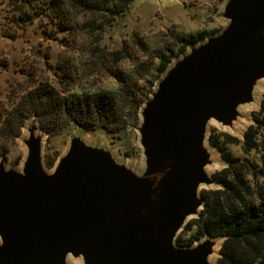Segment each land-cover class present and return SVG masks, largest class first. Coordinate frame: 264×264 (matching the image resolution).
Instances as JSON below:
<instances>
[{
    "label": "water",
    "instance_id": "obj_1",
    "mask_svg": "<svg viewBox=\"0 0 264 264\" xmlns=\"http://www.w3.org/2000/svg\"><path fill=\"white\" fill-rule=\"evenodd\" d=\"M223 16L225 28L177 60L140 107L142 174L78 137L47 173L33 129L21 172L0 161V264H66L68 254L83 264H217L209 257L222 237L185 246L176 237L203 208L200 186L219 188L206 170L208 121L231 125L264 78V0H228Z\"/></svg>",
    "mask_w": 264,
    "mask_h": 264
},
{
    "label": "rangeland",
    "instance_id": "obj_2",
    "mask_svg": "<svg viewBox=\"0 0 264 264\" xmlns=\"http://www.w3.org/2000/svg\"><path fill=\"white\" fill-rule=\"evenodd\" d=\"M47 0H0V122L7 109L14 106L22 93L21 89L28 77L25 71L36 68L41 75L52 82L60 78L54 73L55 67L67 63L71 49L63 46L59 40H49L44 36L40 27L37 13L39 6H46ZM228 0H133L122 16L116 19L112 26L106 27L100 41L95 42L96 33L83 40L82 52L73 53L75 73L81 86L92 89L114 91L118 83L111 71L117 73H133L135 77L143 75L152 81L150 94L156 89L158 82L166 71L174 65L193 46L204 42L208 37L220 33L228 24L223 16V10ZM28 15V17H26ZM132 33L141 36L148 45L147 50L137 46ZM202 33L203 38L194 44L184 46L176 41L178 34ZM82 41V40H81ZM82 41V42H83ZM98 46L97 53L90 54V49ZM122 48V50H120ZM169 48L172 49L170 52ZM182 50H179L181 49ZM120 50V60L111 61L112 53ZM169 55L170 61L163 71H156V53ZM152 65V67L150 66ZM150 94L147 98L150 97ZM264 98V78L257 81L253 90V100L240 105L237 110L239 116L231 125H222L210 119L206 125V137L210 133L219 136L228 133L235 137L230 143L221 144L230 153L238 157H247L253 160L255 151L245 154L242 150V138L246 127L251 124L254 112L258 110ZM29 129L35 135L41 136V156L43 168L47 173L54 170L58 159L66 154L72 138L78 137L87 145L102 148L110 152L113 159L125 165L136 174L145 170V158L139 143V134L136 126L126 130L110 133L104 129L85 132L78 127H68L56 135H48L39 129L32 117H26L19 129V134L13 137L16 129L9 132L0 131V151L3 155L0 161L5 169L22 171L23 162L27 155L24 143L29 136ZM205 146L210 153L211 163L206 166L208 174L223 167L220 153L205 140ZM215 183L202 184V189H216ZM196 215L189 216L177 233L182 246L192 245L202 240L200 236L187 243L186 240L195 234V227L189 224ZM221 240L216 239L214 253L209 259L217 262ZM66 264H83L81 257L67 255Z\"/></svg>",
    "mask_w": 264,
    "mask_h": 264
},
{
    "label": "trees",
    "instance_id": "obj_3",
    "mask_svg": "<svg viewBox=\"0 0 264 264\" xmlns=\"http://www.w3.org/2000/svg\"><path fill=\"white\" fill-rule=\"evenodd\" d=\"M132 1L47 0L46 6H39L37 15L44 21L41 33L49 40H59L71 49V55L66 64L55 67L54 73L60 78L56 82L45 79L36 68L25 71L28 79L19 99L4 113L5 123L0 122V131L13 132L15 128L12 136L16 137L26 117H32L39 129L51 136L71 126L85 132L104 129L110 133L137 126L139 109L151 92L149 77L111 71L118 87L106 91L81 86L73 68V53L83 51V40L96 33L95 42L100 41L105 28L122 16ZM203 37L202 33L178 34L176 41L187 46ZM132 38L141 49H148L141 36L132 33ZM97 48V45L92 47L90 54L97 53ZM120 50L111 54V61L122 58ZM154 57L158 59L157 66H150L163 71L170 61L169 55L162 52ZM220 136L221 141L218 135L210 133L208 136L210 145L224 162V166L212 174L219 188L201 190L203 208L190 220L195 234L186 242L189 244L203 235L220 236L223 240L217 264H264V98L242 138L243 152L255 151L253 160L232 155L221 144L236 138L228 133ZM2 155L0 151V157ZM176 242L182 244L178 237Z\"/></svg>",
    "mask_w": 264,
    "mask_h": 264
}]
</instances>
